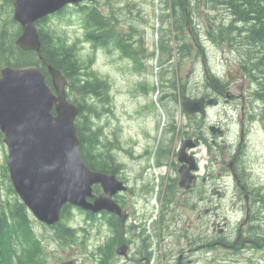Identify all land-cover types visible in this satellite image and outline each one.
<instances>
[{
	"label": "flooded vegetation",
	"instance_id": "obj_1",
	"mask_svg": "<svg viewBox=\"0 0 264 264\" xmlns=\"http://www.w3.org/2000/svg\"><path fill=\"white\" fill-rule=\"evenodd\" d=\"M196 7L197 3L189 5V14L185 7L191 21H197L189 34L197 40L200 50L189 70L192 80L190 75L188 81L181 78V34L171 31L170 41L174 42L171 54L160 61L162 84L168 91H161L158 98L159 104L167 105V109L159 107V115L158 108L152 110L149 106L142 107V113L133 112L132 118L139 116L143 128L131 142L137 146L145 142L143 159L147 157L148 146L153 144V163L141 166L143 177L151 165L163 170L159 197L166 202L161 203L155 220L160 254L169 249L173 264H226L229 255L254 249V245L261 248L264 243V90L260 83L264 81V67L260 71L248 70L249 60L242 54L237 58L226 52V60L211 57ZM233 9L226 3V44H231L230 34H236L240 40L243 32L255 23L251 19L245 21L241 14L232 15ZM210 44L219 46L216 42ZM232 46L241 48L239 41ZM137 93L140 94L137 100L148 97L145 82ZM184 95L204 97V112L187 113ZM150 114L157 115L151 128L147 125ZM174 117L179 119L177 123L168 120ZM189 161L194 168L184 185L179 169L190 166ZM113 173L126 184V189L116 192L113 199L128 213L124 223L112 213L118 220L114 227L115 253L119 245L126 246L125 255L116 253L117 263L148 264L150 241L142 223L130 219L135 210H129L125 193L135 194L138 181L142 193L148 192L150 184L141 176L134 179L132 186L118 165ZM101 192L100 188L98 193ZM101 212L105 211L96 214ZM38 255L33 256L38 259Z\"/></svg>",
	"mask_w": 264,
	"mask_h": 264
},
{
	"label": "rangeland",
	"instance_id": "obj_2",
	"mask_svg": "<svg viewBox=\"0 0 264 264\" xmlns=\"http://www.w3.org/2000/svg\"><path fill=\"white\" fill-rule=\"evenodd\" d=\"M82 3H94L103 10H106L108 6L107 0L85 1ZM114 3L118 6L120 12L126 11L124 13L126 16L128 10H130L127 19L128 23L122 19L117 23L118 28L123 32L133 31L129 39L133 45L132 48L136 52L134 53L135 59L133 61L122 57L119 51L109 54V52L101 48H93L89 42L84 40L82 19L80 14L77 13L75 6L77 4L65 6L62 12L49 15L42 25L45 27L49 26L55 33L61 34L66 40L75 41L78 46L80 59L87 61L92 58V68L98 72L109 87L107 88L109 90L108 105H106V102H99L100 110L104 106H108L109 111L94 117L93 121L96 126L101 127L103 142L109 141L115 161L120 165L122 174L128 178L127 180L133 186L135 178L143 177L144 173L141 171V166L145 163H153L152 152L154 147L151 142L147 148V157L143 159L142 152L147 147L145 142H141V146L134 145L131 142V138H137L136 135H139L140 130L143 128V124L138 121L139 116L132 118V113H142L143 109L149 106L152 110L158 108L156 112L157 115L160 114L159 107L162 104H159L158 101L159 94H161V91H168L165 89V85L162 84L161 71L163 67H161L160 61L170 56L162 49L161 42L173 46L174 42L167 40L172 38L168 30L171 28L173 18L168 0H115ZM202 7L203 5H200V8ZM209 12L214 16L219 14L217 10L212 8ZM3 14L6 13L3 12ZM187 14H189L188 8ZM187 14L183 31L189 34L194 31L193 25L196 26L197 21L192 22ZM5 24L6 22L3 23V25ZM129 25H132V28ZM203 26L206 31L205 25ZM9 30H12V26H9ZM186 39L188 43H192V50L191 55L187 58L183 55L180 73L183 82L188 81L191 63L195 58V54L200 53L197 40H193L191 34ZM207 51L211 57L216 56L217 59L220 57L223 60H226V52L237 58L241 54L244 55L245 52L243 48H234L231 44L212 46L210 43L207 45ZM231 66H234V63H231ZM198 68L200 69L198 73L201 74L202 68L200 66ZM190 79L192 80L191 75ZM142 82H145L150 93L146 99L140 101V99L137 100L136 98L140 95L137 92L141 90ZM163 83L165 82L163 81ZM162 107L167 109V105L164 106L163 104ZM157 115L150 114V122L147 124L149 128L155 126L154 120ZM132 119H136V122L133 123ZM168 120H173L174 123L179 121L175 117L174 119L168 118ZM161 122H163V116L160 118V124ZM166 122L167 120H165ZM139 155L141 156L140 159L138 158ZM6 159L7 148L0 132V180L2 185L7 183L3 177V164L6 165ZM202 159L204 158L202 157ZM142 161L144 163L141 165ZM162 171L156 165H151L148 174H145L142 178L145 183L149 182L150 184L148 192L143 190L146 196L143 195L138 187L141 185L139 181L135 185V194L125 193L127 204L130 206L129 210H135L130 219H135L142 223V230L150 241L151 248L148 264H159L160 260L162 264L174 263L169 249L167 251L163 249L164 253L160 254L159 237L155 231V220L160 211L161 203L166 202L165 199L162 201L159 197ZM6 197L7 194L2 189V199ZM110 215L107 212L94 213L92 215L79 207L69 205L67 213L61 218V221L65 225L74 228L75 231L73 238L67 241L58 239L51 227L37 220L29 212V228L34 241L31 243L33 249L26 254L31 253V256L40 254L37 264H118L115 253L117 234L109 224ZM165 235L168 236L167 233ZM29 237L32 238L31 236ZM261 245V248L254 245V249H246L238 254L229 255L226 264H264V243ZM5 252L6 255L13 253L9 249L5 250ZM159 254L163 258H160Z\"/></svg>",
	"mask_w": 264,
	"mask_h": 264
},
{
	"label": "water",
	"instance_id": "obj_3",
	"mask_svg": "<svg viewBox=\"0 0 264 264\" xmlns=\"http://www.w3.org/2000/svg\"><path fill=\"white\" fill-rule=\"evenodd\" d=\"M85 1L94 0H13L12 16L20 26L15 45L36 52L42 60L36 22L66 5ZM47 71L50 84L36 64L0 66V132L13 190L28 211L47 226L60 220L64 205L92 213H114L124 223L128 213L113 195L125 190L126 184L115 173L93 170L84 162L75 126L78 104L68 98L66 76L52 65ZM203 103L204 97L183 96L187 113H203ZM189 164L179 169L184 185L194 168L192 162ZM94 185L102 192L94 193ZM1 202L0 181V207ZM116 253L125 255L126 246L119 245Z\"/></svg>",
	"mask_w": 264,
	"mask_h": 264
},
{
	"label": "trees",
	"instance_id": "obj_4",
	"mask_svg": "<svg viewBox=\"0 0 264 264\" xmlns=\"http://www.w3.org/2000/svg\"><path fill=\"white\" fill-rule=\"evenodd\" d=\"M12 1L0 0V66L8 64L18 67L36 64L44 73L48 84H50V75L47 66L52 65L59 69L67 79L68 98L76 102L79 107L75 126L80 140L82 159L93 170L113 173L116 166L120 165L115 161L109 141L103 142L101 127L96 126L93 121L94 117L109 111L108 106L101 107L100 110L99 104L102 101L108 105L109 90L107 88L109 87L98 72L92 68L93 59L89 58L87 61H83L78 55V46L75 41L66 40L49 26L42 25L49 16L36 22L41 42L42 60L38 58L36 52L25 51L16 46L14 40L20 33V26L14 21L11 14ZM114 2L115 0H107L106 10L94 3L75 5L76 11L82 19L84 40L89 42L93 48H101L109 54L119 51L122 57L134 60L136 52L129 41L133 31L123 32L118 28L117 23L121 19L128 23L130 10H128L127 16L124 15L126 11L120 12ZM193 3H197L195 11L201 25H205L204 35L209 43L216 42L219 45H226V3L234 8L232 15L240 16L239 14H241L245 21L253 20L255 23L253 26L251 25V29L243 32L244 37H241L240 40L236 38V34H230L229 38L233 45L239 41L240 47L244 49V55L249 60L248 70L254 71L256 67H264V0H168L173 18L168 33L173 31L181 34V46L179 47L182 55L186 56L185 58L190 55L192 50V43L186 41L189 34L183 31L186 16L185 7L189 9V5ZM200 5L203 7L200 8ZM211 8L217 10L219 14L211 15L209 12ZM3 12L6 14L2 15ZM60 12L62 9L55 13ZM4 22H6L5 25H3ZM9 26H12V30H9ZM129 27L132 28V25ZM167 40L170 41V39ZM161 46L168 55L171 54V45L161 42ZM236 46H239L238 43ZM3 177L7 181L6 185H3L7 197L2 199L0 207V264H37L33 263L34 260H37L36 256H31V253L26 254L33 249L31 243L34 241L29 228V212L13 190L5 164H3ZM99 189L98 185L93 186L94 193H98ZM68 207L69 205L63 206L60 220L51 228L58 239L70 241L75 230L61 221V218L67 213ZM109 224L113 228L118 224V220L113 214L110 215ZM7 249L12 250L13 253L6 255L5 250Z\"/></svg>",
	"mask_w": 264,
	"mask_h": 264
},
{
	"label": "bare ground",
	"instance_id": "obj_5",
	"mask_svg": "<svg viewBox=\"0 0 264 264\" xmlns=\"http://www.w3.org/2000/svg\"><path fill=\"white\" fill-rule=\"evenodd\" d=\"M243 35V34H242ZM241 36V35H240ZM236 37L238 38V36L236 35ZM242 37V36H241ZM231 45H233L232 44V42H231ZM261 55V54H260ZM261 69H263V67H260ZM260 68H256L258 71H260L261 69ZM262 81V80H261ZM261 83V86H262V88H263V90H264V81H262V82H260ZM259 195V194H258ZM258 195H257V197H258ZM263 195V194H262ZM259 199V198H258Z\"/></svg>",
	"mask_w": 264,
	"mask_h": 264
}]
</instances>
